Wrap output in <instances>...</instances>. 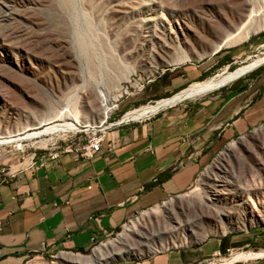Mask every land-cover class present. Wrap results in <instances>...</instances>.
Here are the masks:
<instances>
[{"label":"rangeland","instance_id":"1","mask_svg":"<svg viewBox=\"0 0 264 264\" xmlns=\"http://www.w3.org/2000/svg\"><path fill=\"white\" fill-rule=\"evenodd\" d=\"M28 1L39 0H13V4L11 5H13L15 9H24ZM172 1V4L164 2L163 0L160 1L162 2L161 4H163V2L167 3V5H163L166 6V9L170 10V14L165 15L164 25L167 26H165L166 29L164 27L163 29H170L169 23H171L173 17H176V15H171L174 9L179 8V10L191 16H187L188 20L199 39L195 36H191L189 38L190 45H187L188 47L185 45L188 50L194 48L196 51L195 54L191 52L192 56L196 57L190 62L173 64L172 56L176 45L171 44L168 40L167 46L170 45L172 47L169 46L164 48L165 52L163 48H158L157 44H161L165 40L160 43L163 37L161 33L157 31L155 35L159 37L158 39L160 41L157 40L155 46L150 45L152 48L150 50H155V55L156 52H158L157 55L161 57L159 59L164 58V61H159V59L151 61L147 58L146 53L134 50V48L130 46V41L133 38L132 35L135 36L137 31H132L128 28V20H124V15L122 14L124 12L122 5L131 4V2L139 3L140 1L72 0L68 7L63 8L59 0H42V2L36 6H26L29 11L25 14V18L28 19L29 23L25 22L26 27L24 22L18 19L16 21L17 23L13 22V28L11 27L13 35H11L12 39H10L12 42L9 40L11 43L8 41L7 44L10 43L11 51H14L13 54H17L16 56L19 57V59H26L24 62L25 68L28 69V71H23L20 67L15 66L11 68L8 67V69L7 67L0 68V97L2 98V103L5 105L7 104L12 110V112L10 111L12 114L10 113L8 115L10 124H13L16 120L25 123L27 120L24 116L29 114L41 116L49 112V110H54L53 112L59 114L68 111L71 112L76 108V110L79 111V115L84 118L81 120L84 122L86 121V125L84 128L74 132L45 131L44 128L36 131L30 129L20 131L19 140L0 146V183L8 180V178L21 171L28 170V166L33 161L37 160L40 156L49 154L57 147H67L71 145L73 148H78L85 144L87 140L98 137L103 131L107 133L110 131L109 128L117 126V124H125L123 121H125L129 114L143 106H151L161 100L168 99L184 91L193 83L202 82L228 72H235L240 68L250 65L257 58L264 56V16L259 17L255 24V27L260 31L251 36L247 41L234 43L220 50H215L214 48L215 45L222 43V40L223 42L227 40L228 35L226 34V29L229 23L236 24V22H238V12H240L239 0ZM122 2L123 4H121ZM262 2L264 3V0H262ZM42 4L43 6H41ZM236 5L238 6L236 7ZM1 13H3V11H1ZM14 26H17V28H14ZM21 27H23L22 31L20 30ZM5 29L6 28L3 26L0 27L2 32H4ZM2 32H0L1 37L3 34ZM14 37L17 38L15 39ZM127 43H129V45ZM23 46L24 49L22 48ZM61 48H64L66 51H63ZM161 49L163 50L162 52ZM125 52L132 53L128 55ZM77 60H79L82 65H78ZM90 66H92V71L95 73L92 76L90 74ZM173 68L197 70L201 72V75L177 89L172 94L150 98L147 102L137 101L142 94L148 91V88L151 87L155 89L163 75L168 74V71ZM120 70H124L126 76L118 78L119 80L117 79V81L114 79L116 83L115 81L113 82L112 79L110 80V78L118 76ZM152 70H155V72L152 76H148V72ZM262 70H264V64L241 76L240 79L253 76ZM132 78L140 80V83L144 85V88L140 89L143 91L142 94L137 95L133 93L135 86L130 88L128 84V81ZM232 82H234V80L227 85L232 84ZM73 83L76 86H82L84 84L92 86L95 84V86L100 89L101 87L104 90L113 89L111 94L116 106L113 111L110 112L109 118L102 119L100 118L99 111L95 113V111L91 112L88 108H85L86 99H78L83 96L81 93L75 96H68L69 105H66L63 100L64 97L67 96L66 93L69 92V90H67L68 87L72 88ZM117 86H120L122 90L116 92L114 89H117L115 88ZM222 88L212 92L219 91ZM80 91L82 92V90ZM190 101L193 100H187L185 102ZM143 119H134L127 123L132 124ZM70 122L72 121H69V123ZM262 126H264V124L256 129ZM256 129L230 141L224 149L213 158L209 166L207 168L205 167L197 175L192 186L181 194L182 196L170 197L163 203L140 212L134 216L135 219H133L132 222L142 218L146 212L157 210L164 203H169L172 200L178 201L180 198L186 197V200H191V203H186L183 208L177 207V216L179 220H181L180 224L175 223L173 219L171 221L168 218L163 220L161 218H154L152 220L154 224H150L149 227L155 228L154 225H156V227L161 226L168 229L170 232L167 237L172 240L183 237L184 234L187 233L186 228L188 227L185 225V220L188 216L194 218L196 214L201 215L203 213L202 215L205 221L202 225L207 227L210 232L220 235V233H216L222 231L215 222V213L217 212L213 210L212 206L207 205V199L205 201L204 198L200 200L197 198V195L201 192V188L203 187L201 183H206L203 179H206L205 175L209 172L211 167L219 161L222 154L229 148L233 141L240 142L239 140L242 138L251 142H249L250 145H245L246 147L244 150L253 148L254 155H257L260 161L258 164H256L257 162L253 163V160L248 158V154L243 149L240 151L243 157L241 160H236V155L230 157L233 170L230 169V173L227 172L225 176L228 175L231 179H227L232 180V193L235 189L236 191L229 200H226L227 203H222L223 206L219 203L217 204L219 207H224V215L228 213L235 219L244 218L242 217L243 215L246 216L248 215V211H252V205H247V210L243 209L242 206H240L241 197H244L242 200L251 201L253 204H258L261 201L264 202V148L262 147V141L261 143L253 141L252 132ZM8 131L14 132L17 130L10 129ZM36 132H41V134L28 137ZM256 211L262 213L258 207ZM222 217L224 218V216ZM222 221L224 222L225 220ZM155 222L160 225H157ZM130 224L131 223L126 226ZM199 231L202 232L201 229ZM121 232L122 231H119L116 235L109 237L106 241L102 242V244L117 239ZM226 232L229 233L227 234V238L232 240L234 244H238V246L230 248L233 250L232 254L228 255L226 250H223L220 251L219 256L204 258L197 264H224V258H231L245 252L261 253L264 251V224L252 228L243 227L240 231L229 230ZM216 237L218 236L209 233L204 241L195 246L209 239L216 240ZM142 244L143 239L138 242L139 246ZM96 246L98 245L94 247ZM188 247L192 246L171 247L169 250L190 249ZM94 249L95 248L81 255L90 256ZM125 250L126 249H124V251ZM120 259L109 264L122 262L123 260ZM246 259L247 258L243 260ZM243 260L238 261H240V264L248 261ZM128 261L131 260L128 259ZM232 264L238 263L234 262Z\"/></svg>","mask_w":264,"mask_h":264},{"label":"crops","instance_id":"2","mask_svg":"<svg viewBox=\"0 0 264 264\" xmlns=\"http://www.w3.org/2000/svg\"><path fill=\"white\" fill-rule=\"evenodd\" d=\"M200 75L173 68L155 89L136 92L142 94L137 101L172 94ZM238 79L149 118L109 128L90 159H76V148L68 145L57 165L48 160L0 183V264H66L61 254H86L128 219L186 192L230 141L264 124V70ZM209 233L216 240L195 246ZM177 239L165 235L161 251L116 264H197L238 246L204 225ZM243 261L264 264V256Z\"/></svg>","mask_w":264,"mask_h":264},{"label":"bare ground","instance_id":"3","mask_svg":"<svg viewBox=\"0 0 264 264\" xmlns=\"http://www.w3.org/2000/svg\"><path fill=\"white\" fill-rule=\"evenodd\" d=\"M39 1H28V4L26 6L27 7L29 5L36 6L37 4L42 2V0L40 2ZM71 1L72 0H59V3L63 8L64 7L66 8L68 7ZM139 1L136 0V2H139V3L131 2V4L122 5V9L124 10V12L122 10L121 11L123 12L122 14L124 15L123 16L124 20L125 19L128 20V23H129L128 28L132 31H137V34L135 36L131 34L133 38L130 41L131 42L130 46L133 47L134 50H139V51L146 53L147 58H149L151 61L152 60L156 61L157 59L161 57L157 55L158 52H156V55H155V52H154L155 50L154 51L150 50L152 49L150 45L155 46L157 44V40H159L158 39L159 37L155 35L157 31V32H160L163 37L161 41L159 40L160 43L163 40H165L161 44H157L158 48L164 49L166 47H169L170 46L169 44H168L169 46H167V43L169 41L171 42V44L176 45L175 51L172 56L173 64L186 63V62L192 61L196 56L193 57L191 52H194L195 54L196 51L194 48H190L188 50L185 47V45L186 46L190 45L189 38L191 36L197 37L196 32L194 33L193 28L190 25V22L188 20V17L190 15L188 16V14H186L182 10H179V8L174 9L171 15L172 14L174 16L176 15V17H173L171 23H169L170 29L164 30L163 27L165 28V26H167V25H164L165 15L170 14V10L166 9L165 8L166 6L163 4L167 5V3H164V2H169L172 4L173 1L163 0L164 1L163 4H161L162 2H160L162 0H139ZM239 2H240V6H239L240 12L237 11L239 13L238 22H236V24L229 23L228 28L226 29V34L228 35L227 40L224 42L222 40V43L215 45L214 46L215 50H220L221 48L232 45L234 43L245 42L251 36L257 34L260 31L258 28L255 27V24H256V21L259 19V17L264 16V10H263L264 3L262 2V0H239ZM11 4H13V0H0V27L3 26L6 28L4 32L0 30V32L3 33L2 37L0 36V68L7 67L8 69V67L11 68L15 66V67H20L23 71H28V69L25 68L24 61L26 59L25 58L19 59V57L16 56L17 54L14 55L13 54L14 51L13 52L11 51L9 44L12 42L10 39H12L11 35H13V33L11 32V27L13 28L12 26L13 22H16L18 19L20 21H23L24 25H25V22L29 23L28 19L25 18V14H27L29 10L26 6H24V9H15L14 6ZM121 4H123V2ZM41 6H43V4ZM237 6L238 5H236V7ZM1 11H3V13H1ZM15 27L17 28V26H14V28ZM22 28L23 27L19 29L22 31ZM232 32H235V33H232ZM197 38L199 39V37ZM8 41L10 42L9 44H7ZM15 43H16V40H15ZM127 44L129 45V43ZM22 48L24 49V46ZM61 49H63V51L65 50L64 48H61ZM162 51L163 50L161 49V52ZM164 52H165V49H164ZM131 53L132 52H127L126 54L129 55ZM159 61H164V58L159 59ZM77 63L78 65L79 64L82 65L79 62V60H77ZM262 64H264V56L257 58L250 65L240 68L239 70L235 72H228L226 74H221L219 76L209 78L202 82L193 83L189 87H187L184 91L179 92L168 99L161 100L158 103L151 105V106H143L140 109L131 112L129 116L125 119V121L123 122L127 123L134 119H143V118L151 117L157 112H159L160 110H163L164 108H167L174 104L183 103L187 100L198 99L212 91L218 90L221 86L225 85L226 83L228 82L230 83L231 81L235 80L237 77L249 73L250 71L256 69ZM90 69H91L90 74L92 76L95 73L92 71V66H90ZM154 72L155 70L149 71L147 75L152 76ZM124 76H126L124 70H120L118 72V76H115V78L112 77L110 78V80L112 79L114 82L115 81L114 79H116L117 81L118 78H121ZM115 88H117V89H114L116 92H119L122 90L120 86H117ZM67 90H69V92L66 93L67 96L64 97V100H63L66 103V105H69L68 96L70 95L75 96L76 94L81 93L83 96L79 97L78 99L80 98L86 99L85 108H88L89 111L91 112L95 111V113L99 111L100 118L102 119H108L110 116L109 115L110 112H112L116 106L112 98V94H111L113 89L104 90L102 87L100 89L96 87L95 84L92 86L89 84H84L82 86L80 85L76 86L73 83L72 88L68 87ZM80 90H82V92ZM10 111L12 112L11 108L7 106V104L6 105L3 104L2 98L0 97V146L4 144H10V143L16 142L17 140H19V135H20L19 132L24 131V130L30 129V130L36 131V130L44 128L45 131L51 130L54 132L55 131H60V132H72L73 131L74 132V131L80 130L81 128H84L86 125V121L84 122L81 120L84 118H82L79 115V111L76 110V108H74L73 111L71 112L68 111L66 113L63 112L59 114L53 112L54 110L52 111L49 110V112H47L46 114L44 113L41 116H36L34 114L25 115L24 117L27 120L25 123H22L20 120H16L13 124H10L9 118H8V115L11 113ZM69 121H72V122L69 123ZM10 129L11 130L16 129L17 131H14V132L15 134L16 133L17 134L15 135L14 132L8 131ZM38 134H41V132L33 133L32 135H29L28 137L36 136ZM252 137H253V141L255 142L261 143L262 141V147L264 148V126L253 131ZM239 141L240 142L233 141V143L229 146V148L222 154L219 161H217V163H215L211 167L209 172L205 175L206 179H203V181H206V183L205 182L201 183V186L203 187L201 188V192L197 195L198 196L197 198L200 200H203L204 198V201H205L207 199V202H208L207 205L212 206L213 210L217 212L215 213L216 214L215 222L217 223L218 228L222 229V231L221 232L219 231L216 233H220V235L225 234L226 231H229V230L240 231L242 230L243 227L252 228V227L264 224V214H262L264 213V202L263 201H261L258 204H253L251 201L242 200L244 199V197H241V199L239 198L241 201L240 206H242L243 209L247 210L246 206L250 204L252 205V208H251L252 211L251 212L248 211V215H246L247 217L243 215L242 217L244 218H239V219H235L231 214L229 215L228 213L227 214L225 213L224 215V211H223L224 207H219L217 204L219 203L222 205V203H227L226 200H229V198H231L235 194L234 192L236 191V189L233 193L231 190L232 180H228L231 178H229L228 175L225 176V174L227 172L230 173V169L233 170L230 157H232L233 155H236V160H241L243 157L241 156L240 151L242 149L244 150V148L246 147L245 145H250L249 144L250 141L245 138H242ZM244 151H246V153L248 154V158L253 160V163L257 162L256 164H258L260 160L257 155H254L253 148H250L249 150H244ZM238 194H241V193H238ZM182 201H184V199H181L180 201L173 200L169 204H164L160 206L157 210L146 212L142 218L136 221L132 222L131 221L132 219H130L128 221V224L129 223L131 224L129 226H126L127 225L126 224L122 228V232L119 233L117 239H114L113 241H110L104 244L101 243L102 245L100 244V246L99 245L96 246L90 256L61 254L59 258L61 259L62 262L67 263V264H109L110 262L118 260L120 258L140 259L146 256H150L158 251H161L163 243L165 244L164 242L165 235L168 236L170 231L161 226L156 227V225H154L155 228H151L149 226L150 224L153 223L152 220L154 218L155 219L161 218L162 220L165 218H168L171 221L173 219L175 220V223L180 224L181 220H179V217L177 216L178 214L177 207L183 208L185 206V204ZM257 207L258 209L261 210L262 213H260L259 211H256ZM202 214L201 215L196 214L194 218H190L189 216L187 217V219L185 220L186 221L185 225L188 227L186 228L187 233L196 232V228H198L199 226L202 227V224L205 221ZM222 216H224V218ZM222 220H225L224 221L225 223ZM158 223L156 224L160 225ZM142 239H143V244L139 246L138 242H140V240ZM177 240H176V243H177ZM173 241H175V239ZM187 243L189 244V242ZM124 249L126 250L124 251ZM260 256H264V251L261 253L255 252L249 255H238L232 258H224V264H230L234 260H243L247 257L253 258V257H260Z\"/></svg>","mask_w":264,"mask_h":264},{"label":"built area","instance_id":"4","mask_svg":"<svg viewBox=\"0 0 264 264\" xmlns=\"http://www.w3.org/2000/svg\"><path fill=\"white\" fill-rule=\"evenodd\" d=\"M128 84L130 85V88L133 87V86H135L134 89H133V93H136L140 89L144 88V85H142L140 83V80H138L136 78H132L130 81H128ZM131 93H129V94H131ZM104 135H105V132L103 131V133L102 134H99L98 137L91 138V139L87 140V142L85 144H83L82 146L76 148L75 149V158L76 159H90L93 156H95L96 154H98V152L100 151L101 142L103 141ZM67 151H68L67 150V147H57L56 149H54L49 154H46L44 156H40L37 160L33 161L28 166V170L35 169L36 167H43L44 164H45V162H47L48 160L52 161L54 163V165H57L58 164L59 157L62 154L66 153ZM130 219H134V217H132ZM130 219H128L123 224L122 228L126 224H128V221ZM122 228H121L120 231H122ZM227 234H229V233L226 232L222 236H226ZM100 244L101 243H99L97 245H100ZM93 248H95V247L93 246ZM232 251L233 250H231V249H227L226 250V252H227L228 255L232 254ZM78 255H80V254H78Z\"/></svg>","mask_w":264,"mask_h":264},{"label":"water","instance_id":"5","mask_svg":"<svg viewBox=\"0 0 264 264\" xmlns=\"http://www.w3.org/2000/svg\"><path fill=\"white\" fill-rule=\"evenodd\" d=\"M245 75V74H244ZM243 76V75H242ZM241 76H239V77H237L235 80H237L238 78H240ZM234 80V81H235ZM229 83V82H228ZM228 83H226L225 85H223V86H221L220 88H222V87H224V86H226ZM178 104V103H177ZM176 104H174V105H172V106H175ZM172 106H169V107H172ZM168 108V107H167ZM164 109H166V108H164ZM161 111V110H160ZM158 113V112H157Z\"/></svg>","mask_w":264,"mask_h":264}]
</instances>
